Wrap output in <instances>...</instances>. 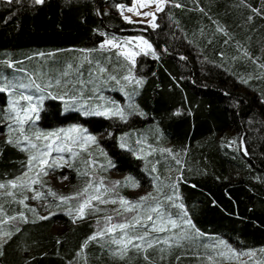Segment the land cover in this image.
<instances>
[{"label":"trees","instance_id":"trees-1","mask_svg":"<svg viewBox=\"0 0 264 264\" xmlns=\"http://www.w3.org/2000/svg\"><path fill=\"white\" fill-rule=\"evenodd\" d=\"M170 1L153 29L123 18L118 6L134 0H0V184L10 188L8 182L29 169L30 156L49 151L37 133L48 134L70 122L113 133L99 139L107 153L102 147L79 150L82 161L61 163L74 195L55 189L48 180V219H39V209L33 212L19 203L17 188L0 194V264H264V0ZM133 35L146 37L155 55L140 54L133 80H128L125 60L100 44ZM33 81L55 98L43 99L40 121L18 125L9 119L15 115L8 111L10 102L19 101L17 111L27 107L20 96L38 95ZM22 84L30 86L19 87ZM103 92L115 94L122 104L127 95L131 106L113 117L66 110L70 102L65 98L81 95L102 101ZM8 125L17 130L9 132ZM154 134L183 161L170 181L178 194V204L170 207L174 216L187 218L194 227L185 226L184 239L169 249L161 248L162 241L149 243L163 233L144 238L151 247H134V241L118 251L113 233L85 246L88 237L112 222L132 223L135 217L93 203L84 218L74 222L79 204L89 198L81 187L91 177V183L120 198L128 197L133 185L160 179L167 163L155 156L159 162L154 170L138 155L140 141L153 143ZM90 162L104 168L103 175L93 174ZM113 168L124 177H111ZM58 225L61 230L56 231ZM142 225L135 227L140 230ZM220 244L227 253L234 248L257 254L244 262H227V255L219 256L224 251Z\"/></svg>","mask_w":264,"mask_h":264},{"label":"rangeland","instance_id":"rangeland-1","mask_svg":"<svg viewBox=\"0 0 264 264\" xmlns=\"http://www.w3.org/2000/svg\"><path fill=\"white\" fill-rule=\"evenodd\" d=\"M170 0H168L169 2ZM167 2V3H168ZM171 2V1H170ZM164 5V11L168 8V4ZM124 8L121 10L119 7L120 12L122 13L123 11V18L124 16H128L131 18L133 22L136 21H145L144 24H148L146 21L148 19H151V17H143V16H137L136 12H144V11H155V5H151L150 7L147 8H140L138 4V0H134L132 5H123ZM133 7L135 10L133 12H128L127 8ZM163 12V11H162ZM162 12H157L156 17H155V23L159 26L158 23V18ZM149 25V24H148ZM150 26V25H149ZM137 37H142L144 40H147L151 45L152 43L144 36L141 35H133V36H126L122 38V41L119 40H113L117 44H123L125 41H129L127 44H123V47L117 48V47H112L111 45L104 44L103 41L101 44H104V47L102 49L105 50H117V54H119L126 62L127 67L125 69L126 71V76L128 77V80H133L134 74L132 73V68L136 65L137 58L140 54H143L147 52V54H152L151 50L145 49L144 51H141L143 48V45L141 41L136 40ZM111 40V39H107ZM100 44V47H101ZM152 49L154 50V46L152 45ZM124 51H134V52H140L139 55L135 56V63L132 64L131 61H129L122 53ZM107 90H111V88L106 87ZM37 88H34V92L36 91ZM38 95H32L35 102L39 103L35 98L43 96L44 99L47 97L55 98L54 95L52 94H46L42 92L41 90H37ZM104 94V95H103ZM102 94V101H95V100H88L87 98H84L83 96H70L68 98H65V100H68L70 102L68 108L66 110H71V111H78L80 112L83 116H92L96 115V112H103L105 110H112L113 112L117 111V109L122 110V113L124 111L125 105L131 106V99L127 97L126 95V102L122 104L123 102L117 97L115 94H110L108 92H103ZM108 96H113L114 100H110V98H107ZM42 106H45V101L42 102L41 108H39V119H33L36 121L41 120V110ZM87 112L88 115H85L84 113ZM124 115V114H123ZM96 116H104V115H96ZM113 116H118V115H108L105 117H113ZM121 116V115H119ZM49 129L53 130L54 133H57L60 137L59 140H55V137L51 138V140H43V142H47L48 144L51 143V149L49 159V163L52 162V160H56L57 165H59L58 169H48L45 166V171L47 172V175H41L40 180L41 183L30 185V188L32 190H29L26 187H17L15 192H18L20 195L21 199L24 200V197H28V199L24 200V203L26 206L31 207L32 209H39V215L40 216H46L48 214V208H47V201L45 200V192H44V186H48L49 188V182L48 180L53 184V187L58 190H62L68 195L72 196L76 193L74 191L72 185H70V178H69V172H64L63 173V168L60 167L61 163L65 164L67 166L70 165L72 162H79L83 160V154L79 152V150H84V151H91V149H98L99 147L103 148L101 143L99 142V139L106 138L112 136V131L105 130L102 132L99 131H94L95 128H91L88 124L84 122H70L69 124H64L58 127H55L53 129L44 127L43 130ZM73 129H79V131H73ZM63 130V131H61ZM48 131H44V134H47ZM50 132V133H53ZM154 132V131H152ZM155 133V132H154ZM88 136H93L95 137V143L93 142H85L87 141ZM154 136L153 138V143H148L145 140L140 141L142 145L138 147V155L142 157L143 159L146 160V162L155 167L153 168L154 170H158V165L156 162H159V160L155 159L153 160L155 156H160V159L162 162H166L167 164L162 168L161 172L163 173L162 176H160V179H154L150 183V185H136L130 187V195L128 197H120V198H115L111 194V192L108 191L102 184L100 183H91L92 178L90 177L88 180V183L84 184L80 190H84L85 188L88 189L87 193L89 197H94V196H101L102 199L111 201V200H116L117 202L115 204L113 203H100L97 200H92L91 204L98 203L99 205L105 206L106 208L110 209L112 213H124V212H133L135 221L132 223H128L130 225H134L132 227H129L127 229H115L113 232V236L116 241H121L122 243H117L118 244V251H123L129 248L130 244H128L126 247L124 245V241L127 239L131 238L132 242L137 241V245L140 247H148V245H145V237L149 235V233H163L162 235H157L156 237H152V241H149V243H156L158 241H162L163 245L161 248H171L172 244H174L178 239L182 240L184 234L186 233V229L184 228L185 226H188L185 221H188L187 218H178L174 216V212H171V208H174L173 206L170 207L171 205L176 206L177 203V189H175V185L172 184L171 179L173 178L172 174L173 172L176 171L178 164L180 163L181 166L183 164V161L179 160L178 154H175L171 151V147L166 144L160 143V137L157 135H152ZM3 137V134L0 133V138ZM43 139V138H41ZM54 141V142H53ZM77 147V148H76ZM76 148V149H75ZM57 149H62V150H57ZM104 149V148H103ZM73 151L72 153L70 152V156L65 157V153L68 151ZM105 150V149H104ZM170 150V151H167ZM106 152V150H105ZM107 153V152H106ZM90 157V155H89ZM62 158V159H61ZM160 160V161H161ZM179 161V162H178ZM60 162V163H58ZM36 164V162L34 163ZM90 168L89 170L93 171V174L95 173L96 175H103V170L104 168H101V170L98 169V166H93V163H88ZM39 170L38 167H32V170L29 171L27 169L25 172H28V177H25V180H28L29 178H35L36 173ZM24 172V173H25ZM110 176L116 179L123 178L124 174L119 173L115 168L111 169L109 171ZM23 173V174H24ZM23 174H21L19 177H22ZM63 177H67V179H63ZM17 184L20 183L17 179ZM48 182V183H47ZM91 186L89 187V185ZM99 188V191L97 189ZM12 191V187L8 188L7 186L4 188H0V194L4 193V191ZM10 189V190H9ZM36 192L42 193V196L39 199H33L32 197L35 196ZM84 192V191H83ZM148 194H151V198L140 201V197L147 196ZM124 198L125 200L129 201L130 204H138L139 206L136 207L133 211H125L124 209L126 207H129L130 205H121L120 199ZM170 198V199H169ZM170 204V205H169ZM152 209H156V211H152ZM148 216H152V220L149 221L146 218ZM136 220H139L140 223L138 224H143L142 229H137L135 226L138 224L136 223ZM175 221V227L172 226L169 221ZM155 223L156 228L159 229L161 226L165 228L164 231H159V230H153V224ZM112 224H117L113 223ZM110 224L109 227L112 225ZM61 230V225H58L56 227V231ZM172 236L173 238H171ZM137 237H144L145 239L140 240L136 239ZM3 237L0 238V242L2 241ZM161 239V240H157ZM226 239V238H224ZM227 240V239H226ZM221 249H224L223 245L220 244ZM227 248H230L229 245H226ZM139 248V247H138ZM247 253H253V255L249 256L246 255ZM257 254L256 250H246L242 253H240L237 249L230 248V253H227V250L224 249V251L219 253V256H223L224 258L227 255V262L229 258H234L236 261L244 262Z\"/></svg>","mask_w":264,"mask_h":264},{"label":"snow or ice","instance_id":"snow-or-ice-1","mask_svg":"<svg viewBox=\"0 0 264 264\" xmlns=\"http://www.w3.org/2000/svg\"><path fill=\"white\" fill-rule=\"evenodd\" d=\"M167 2H168V0H138V4H139L140 8H147V7H150L151 5H155V11H144V12L137 11L136 15L137 16H143V17H146V18L147 17H151V19H148L146 22L151 26V28L155 29V28L158 27V25L155 23L156 13L164 11V5ZM33 3L34 4H43L44 0H33ZM175 6L176 7H180L179 4H177ZM118 7L121 10H123V8H124L123 5H119ZM134 10L135 9L133 7L127 8L128 12H133ZM121 14H123V11H122ZM124 19L126 21L130 22V23L133 22L131 20V18L128 17V16H124ZM136 22L137 23H144L145 21L141 20V21H136ZM136 40L141 41V43L143 45V48L141 49V51H144L145 49L151 50L152 54L155 55V51L152 49V45L147 40H144L142 37H137ZM127 43H129V41L123 42V44H127ZM104 44H108V45H111L112 47H117V48L123 47V44H117L113 40H106L104 42ZM104 44H101V48L104 47ZM139 54H140V52H134V51H124L122 53V55H124L129 61H131L132 64L135 63V56H137ZM145 54H147V52H145ZM69 67H71V66H69ZM101 71H103V69H101ZM65 75H67V73H65ZM125 79H128V77H126ZM136 82L137 83H141V81H136ZM57 83H59V82L57 81ZM245 83H246V81H245ZM29 86L30 85H23V84L19 85V87H22V88L29 87ZM31 86L36 87L37 90H41L40 86L39 85H35L34 81L32 82ZM3 90L4 89H0V91H3ZM33 99L34 98L32 96H30V95H23L22 94L20 96V100L21 101H27L28 105H27V107H23L19 111H17V104L19 103V101H16V100L11 101L8 111L15 113V115L14 116H10L9 119H14L17 122L18 125H23L24 123H26V122H28V121H30L32 119L38 120L39 119V106H40V104H42L44 97L40 96V97H36L35 98L37 101H39V103H33L32 102ZM21 112L23 113L22 115H21ZM84 114L88 115L87 112H85ZM95 114L96 115H104V116H108V115H121L122 116L123 115L122 110H119V109H117V111H115V112H113L112 110L108 109V110H105L103 112H96ZM7 127L9 129V132L17 130V129H13L11 125H8ZM19 131L21 133H23V128H20ZM61 131H63V130H61ZM73 131H79V129H73ZM53 137H55V140H59L60 139L59 135L57 133H54V132L53 133H48V134H44V133H37L36 134V139H38V140L41 139V138H43L44 140H51V138H53ZM24 139L27 140L31 144V140H30L29 137L24 136ZM88 141L95 143V137L88 136L87 137V141H85V142H88ZM7 143H10V144L13 143V140H12L11 136L8 137ZM16 143H17V145H19V141H16ZM51 146H52L51 143H49V144L46 145V148L47 149H51ZM121 146L123 147V145H121ZM32 147H35V145L32 144ZM57 150H62V149H57ZM167 151H170V150H167ZM49 155H50V151H45V152L40 153L39 157L30 156L29 157V161H28V163L30 165L29 171L32 170V167H38L39 168V170L36 173V177L35 178H29L28 180H25V177H28V172H25L22 177H18L17 178V180L20 181L19 184H17V181H9L8 185H10L12 188L26 187L29 190H32L30 188V185L41 183L40 176L41 175H47V172L45 171V166H47L48 168H52L54 165L55 166H59V165H57L55 160H53L51 163H49L48 159H46V157L49 156ZM33 162H36V164H33ZM63 179H67V177H63ZM117 183H119V182H117ZM90 186H91V184L89 185V187ZM133 186L135 187L136 185H133ZM4 187H6V185L0 184V188H4ZM83 191L87 192L88 189L85 188ZM97 191H99V188L97 189ZM49 192H50L51 195H56L54 192H51V190H49ZM7 195H13V193L9 192V193H7ZM77 195L78 196L82 195V193H77ZM41 196H42V193L36 192L35 196L32 197V198L33 199H39ZM73 198L74 197H60V200L61 201H67V200H70V199H73ZM150 198H151V194H148L147 196L140 197V201H144V200H147V199H150ZM26 199H28V197H24V200H26ZM24 200H20L19 203L23 204ZM92 200H97V201H99L102 204L103 203H113V204H115L117 202L116 200H111V201L104 200L99 195L94 196V197H89L88 199H85L82 203L79 204L78 208L76 209V213L77 214L74 217V222H75V219H83L84 218L85 209L91 207ZM120 203H121V205H130L129 207H126L124 209L125 211H133L136 207L139 206L138 204H130V202L125 200L124 198L120 199ZM178 207L183 208V205L182 204L178 205ZM30 211L35 212V209H30ZM93 211H100V209L94 208ZM152 211H156V209H152ZM69 214H71V213H69ZM50 215H54V213H50ZM20 218L24 219L26 221V217L23 216V213L20 214ZM10 219H16V217H11ZM39 219H48V217L47 216H41V217H39ZM105 219L107 221H111L112 217L108 216V217H105ZM146 219L151 221L153 218H152V216H148ZM136 223L138 224V223H140V221L136 220ZM169 223H171L173 227L176 226L175 225V221L170 220ZM185 223H187L190 227H194V225L191 224L190 220L185 221ZM132 226H134V225H130L128 223L112 224L110 227H106L105 229L95 233L93 236L88 237V240L85 241V246L87 245L88 241L95 240V239H97V237H103L106 233H111L117 228H119V229H127V228L132 227ZM153 230L164 231L165 228L163 226H161L159 229H157L156 225L154 223L153 224ZM2 235L10 237L11 233H3ZM136 239L143 240L144 237H137ZM114 242L118 243V244L122 243L121 241H114ZM123 243H124V245L126 247L128 244H132V239L129 238L126 241H124ZM133 246L137 247V248L139 247V245H133ZM149 247H151V244H149ZM261 251H264V249H261ZM246 255L251 256V255H253V253H247Z\"/></svg>","mask_w":264,"mask_h":264},{"label":"water","instance_id":"water-1","mask_svg":"<svg viewBox=\"0 0 264 264\" xmlns=\"http://www.w3.org/2000/svg\"><path fill=\"white\" fill-rule=\"evenodd\" d=\"M3 1H5V2H12L13 0H3ZM45 1V0H44Z\"/></svg>","mask_w":264,"mask_h":264},{"label":"crops","instance_id":"crops-1","mask_svg":"<svg viewBox=\"0 0 264 264\" xmlns=\"http://www.w3.org/2000/svg\"><path fill=\"white\" fill-rule=\"evenodd\" d=\"M168 3L172 4V2H170V1H169ZM168 3H167V4H168Z\"/></svg>","mask_w":264,"mask_h":264},{"label":"built area","instance_id":"built-area-1","mask_svg":"<svg viewBox=\"0 0 264 264\" xmlns=\"http://www.w3.org/2000/svg\"><path fill=\"white\" fill-rule=\"evenodd\" d=\"M123 40V39H122ZM122 40H120V41H122Z\"/></svg>","mask_w":264,"mask_h":264}]
</instances>
